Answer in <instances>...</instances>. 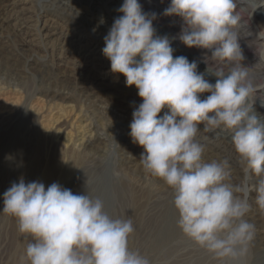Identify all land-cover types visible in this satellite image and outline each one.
<instances>
[{"label": "clouds", "instance_id": "clouds-1", "mask_svg": "<svg viewBox=\"0 0 264 264\" xmlns=\"http://www.w3.org/2000/svg\"><path fill=\"white\" fill-rule=\"evenodd\" d=\"M236 8V0H171L163 13L183 21L181 43L211 50L222 65L212 74L215 84L198 73L195 61L173 57L170 39L155 34V14L150 19L138 0H124L102 49L111 72L123 75L143 101L130 124L133 143L144 149L142 167L173 190L182 233L221 264H239L255 237V226L244 219L250 192L264 213V118L249 106L256 89L241 67ZM200 125L206 133L231 135L245 175L241 185L231 182L227 160L202 162ZM3 205L18 231L34 241L25 264H150L129 249L132 220L111 218L100 199L21 178L4 193Z\"/></svg>", "mask_w": 264, "mask_h": 264}, {"label": "rangeland", "instance_id": "rangeland-1", "mask_svg": "<svg viewBox=\"0 0 264 264\" xmlns=\"http://www.w3.org/2000/svg\"><path fill=\"white\" fill-rule=\"evenodd\" d=\"M61 1L0 0V6L4 9V14L0 15L4 17L0 21V85L19 88L26 100L32 96L39 97L46 106L54 103L73 104L78 112L85 118H91L96 125L94 130L99 141L90 148L91 156L80 157V165L64 182H58L60 174L56 173L55 183L71 190L74 195L100 199L104 211L113 219H131L135 232L130 237L129 249L148 258L150 264H218L220 261L214 260L182 231L168 239L163 237L167 227L174 222V217L179 215L173 204V190L162 180L152 177L146 171L142 172L140 164L128 168L118 163L117 150L120 148H124L122 152L127 157L136 155L134 159L137 161L144 151L141 146L133 143L130 136L133 112L143 101L134 86H126L123 75L111 72V63L102 52L105 47L104 38L111 25L110 28L95 27L94 18L101 12H109V9L115 11L118 3L124 0L109 1L104 6L99 0L98 3L88 4L86 9H79L80 6L74 4L76 10L72 11L64 8ZM166 1L138 0V3L153 6L151 15L155 14L152 22L155 27L160 26L164 18L175 27L179 37L183 21L176 16L161 14V10L165 11L171 4ZM80 2L86 7L84 0ZM261 4H264V0ZM240 8L236 9V13H239L240 22L247 24L256 37L255 54L264 66V30L259 25L264 13L260 18L255 15L264 10H254L253 6L248 7L246 4ZM172 48L199 58L196 48L185 47L183 43ZM213 61L211 58L202 59L201 64L209 65ZM7 65L12 67L9 72ZM13 68L16 69V75L11 73ZM263 83L264 73L253 84L261 87ZM259 90L250 97L249 106L256 112L255 104L258 106L256 109L260 108L259 111L264 112V89ZM208 95L202 94L200 98H207ZM125 96L131 102L128 103L130 107L127 111L123 112L119 106ZM166 111L162 110L160 117ZM13 127L7 131L3 130L6 127H0V264H25L22 258L27 244L34 242L31 236L18 231L15 218L3 212L4 193L13 183H19L21 178L25 184L41 182L47 189L50 185L45 182V170L56 157L60 164L69 163L73 152L52 140L40 139L36 134L37 126L30 121L22 122L12 132ZM199 128H203V125ZM220 134L226 137L225 146L230 147L233 153V163H229L231 182L241 185L245 175L232 147L231 135L226 131L216 133ZM12 135L15 137L10 141ZM8 142L19 145V151L17 149L9 160L6 159ZM35 145L39 146L37 155L34 152L37 148ZM208 147L204 146L202 162L211 163L216 158L224 160L226 153L215 155V151ZM121 186H124V190H121ZM255 199L249 197L250 211L244 219L251 224L253 222L255 234L264 235V213L259 210ZM250 245L246 258L241 259L239 264H264V246L255 240Z\"/></svg>", "mask_w": 264, "mask_h": 264}, {"label": "bare ground", "instance_id": "bare-ground-1", "mask_svg": "<svg viewBox=\"0 0 264 264\" xmlns=\"http://www.w3.org/2000/svg\"><path fill=\"white\" fill-rule=\"evenodd\" d=\"M80 1L79 0H68V1L64 2V0H62L61 4L64 8H67L68 10L70 9L72 11V10H76L74 4L80 6L79 9H82V7H84V9H86L87 7H89V5L91 3H95V2L98 3L99 2V0L98 1L97 0H84V2L86 3V7H85V6H82V3ZM100 1L103 2V4L102 3L101 4L104 6L107 4V2L113 1V0H100ZM261 1L262 0H236V3H237V8H240L241 5L246 4L248 7L253 6V9L255 10L257 8V6L260 5ZM123 3L124 2H119L115 11H110V9H109V12L106 11L103 13L101 12L99 14H96L95 18H94V22H95L94 26L95 27L106 26L107 28H110V25H111V27H112L115 19H118L123 15V13H120L118 11V9L123 5ZM166 3H168V4L171 3V0H167ZM140 5L142 6V11L145 14H147L148 17L150 15L149 18L152 19V15H151L152 10L151 9L153 6L151 4L144 5L142 3ZM1 7L2 6H0V15H3L4 9ZM259 8H261V10H264V4H261L257 9H259ZM163 13H164V10H161V14H163ZM262 13H264V12L263 11H261L259 13L257 12L255 15H256V17L260 18V15ZM238 15H239V13H238ZM168 17H170V16H168ZM1 18H4V17H0V21H1ZM152 22H153V19H152ZM161 22L162 23H160V26H156V27L154 26V23H153V28L155 29L156 36H158V37L167 36L171 41V47H176L177 45L182 44L180 42L178 36H177V33L175 31V27H173V25L171 26L168 23V21L165 20L164 18L162 19ZM246 25L247 24H245V23L239 22V25L236 29L239 33L238 43L240 45L242 55H243V60L241 61V67L244 69H247V71L249 73V77H251V80L254 83V81H258L259 79L262 78V74L264 73V66L262 64V61H260V58H258L255 54L256 53L255 51L257 50L256 37L250 31L249 26H246ZM259 25H262L261 27L264 30V15H263V18L261 19ZM259 28H260V26H259ZM0 32H1V30H0ZM173 38H175V39H173ZM259 42L261 43V40ZM197 54H198L199 58L197 56H195L194 54H190L187 52L184 54L183 52L181 53V51H178V50L173 51V57H175V58L183 56V57L187 58V60L190 63L195 61L198 65V68H197L198 73L203 74L204 78L209 83L215 84L216 78L212 74H214L217 70H219L222 67V65H220L219 62H217V61H213L209 65H206L205 62H204L205 65L201 64L202 59H205V60L208 59L209 60L211 58V50L197 49ZM11 68H12L11 66H8L7 71L9 72L11 70ZM224 71L225 72L228 71L227 67H224ZM15 72H16V69L13 68V72H11V73L16 75ZM254 86H255L256 91H258L259 89H262V90L264 89V83L260 84L261 87L256 86L255 84H254ZM6 87L0 85V127H6L3 130L7 131L13 125L14 127L11 130L13 132L14 130H16V127L19 124H21L22 122L30 121L37 126V133L36 132L35 133L38 134V137L40 139L44 138V139L52 140L56 143L62 144V146L64 145L63 147L69 148L71 151H73L72 152V159L69 161V163L64 165V163L62 162L63 164L62 163L60 164L59 158L56 157L54 162H52L50 164L49 168L47 170H45V173H44L45 174V182H47L49 185H52L53 183L56 182L55 176L57 174H60V176H59L60 178L58 179V182H64L65 180H68L71 172L73 175V173L76 171L77 167L80 165V160H81L80 157L91 156L92 152H91L90 148L96 143V141L97 142L99 141V138L95 134V130H94V128H96V125L93 124L94 122L92 121L91 118H85L81 114V112H78L76 110V107L73 104L54 103V104H51L49 106L48 105L46 106L45 103H43V101L41 99H39V97L37 98L36 96H32L31 99L26 100L24 93L19 88H6ZM65 94H67V93H65ZM201 99H206V98L203 97ZM130 102H131L130 98L125 96L122 100V104H120V106H119L120 110H123V112H126L127 109L130 107L128 104ZM117 103H118V101H117ZM254 107H255L254 110H257L256 112L255 111L254 112L258 115V117L264 118V112L259 111V110H261L260 108L256 109V108H258V106H256L255 104H254ZM199 129H200V132L197 135V141L200 143L202 142L203 146H205V145L207 147L210 146L208 148L213 149V151H215V153H214L215 155L221 154V153H226V156H223L224 160H227L229 163L230 162L233 163L232 162V154L233 153L229 149L230 147L228 148L227 146H225L226 145L225 144V141H226L225 138L226 137L224 135H221V134L216 135V133H218L220 130H216L214 132L206 133V132H203V128H199ZM11 131H8V133H10ZM14 137H15L14 135L10 136L9 140L10 141L14 140ZM124 141H125V138H124ZM8 145H9V147H8L6 159L9 160L12 157V155H14L16 153L17 149L19 151V145L16 146L15 143H10V142H8ZM37 145H38V143H37ZM37 145H35V147H37ZM122 149H124V148H120L119 150H117L118 151L117 159L119 160L118 163L120 164V166H122V167L126 166L129 168L133 164L136 166H139V164L141 165V163H139V161L134 159L137 157L136 155L132 156L133 158L127 157L126 153L124 151L122 152ZM38 150H39V146L34 151V152H36L35 155L38 154ZM74 153H76V154H74ZM96 154L97 153L95 152V155ZM93 156H94V154H93ZM224 160H221V159L219 160L216 158L215 161L221 162ZM141 169H142V172L145 171L143 167H141ZM121 190H124V186H121ZM249 197H252V198L256 197V193L254 191L250 192ZM178 219H179V215L175 216L174 222H172L173 225L170 224L169 227H167L168 230L166 232H165V229L163 230V233L165 232L163 235L164 238L167 237L166 239H168V238H170V236H173L174 233L177 234V232L181 231V229L177 226ZM252 224H253V222H252ZM255 235L256 236L254 237L253 240H255L256 242H259L260 244H262L264 246V235H261L260 233H258V234L256 233Z\"/></svg>", "mask_w": 264, "mask_h": 264}]
</instances>
